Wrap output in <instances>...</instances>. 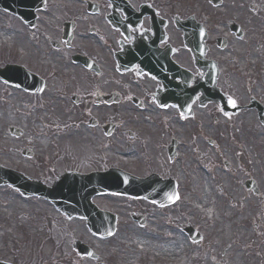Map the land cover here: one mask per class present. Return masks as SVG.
<instances>
[{
    "label": "flooded vegetation",
    "instance_id": "obj_1",
    "mask_svg": "<svg viewBox=\"0 0 264 264\" xmlns=\"http://www.w3.org/2000/svg\"><path fill=\"white\" fill-rule=\"evenodd\" d=\"M83 3L79 12L63 13L47 0L34 28L24 25V54L38 64L22 63L46 83L42 94L22 91L26 96L38 100L52 90L50 100L77 115L70 119L71 140L64 139L62 160L56 155L53 162L35 164L33 171L43 167L44 172L22 173L48 188L74 189L76 197L69 199L72 207L59 208L15 191L34 203L33 210L25 217L19 244H12L0 224V264H236L232 235L249 229L246 224L255 214L253 208L249 217L243 211L251 201L264 202V190L249 175L242 150L241 142L251 139L240 128L250 125L254 138L264 132V88L259 86L264 71L251 75L250 67L256 68L245 48L264 45V34L257 33L264 7L247 0L231 5L199 0L193 6L188 0ZM189 45H204V60ZM226 51L229 57L222 55ZM107 110L112 113L104 117ZM111 140L124 146L120 157L139 160L131 168L105 166L107 159L99 157ZM79 151L87 154L84 161ZM21 153L34 156L32 148ZM188 155L194 158L192 167L212 180L215 174L230 175L227 193L217 182L209 189L198 180L197 192L184 195L190 183L183 179ZM54 164L58 170L47 171ZM111 169L153 177L156 194L168 204L110 195L85 198L86 181L73 176L56 185L68 173L86 176ZM175 194L179 199L172 202ZM243 260L252 264L248 255Z\"/></svg>",
    "mask_w": 264,
    "mask_h": 264
},
{
    "label": "rangeland",
    "instance_id": "obj_2",
    "mask_svg": "<svg viewBox=\"0 0 264 264\" xmlns=\"http://www.w3.org/2000/svg\"><path fill=\"white\" fill-rule=\"evenodd\" d=\"M99 1V0H97ZM197 1V0H196ZM195 0H188V4H196ZM226 5H231L232 0H227ZM237 1V0H233ZM246 1V0H245ZM252 2L256 6L264 7V0H247ZM50 4L60 10V12H79L83 7V0H50ZM247 5V3L245 4ZM199 6H197V9ZM52 11H55L52 8ZM219 13L223 11L218 10ZM258 29L261 31L257 32L259 35L264 34V11L262 15H259ZM25 27L15 18L0 10V67L5 66L9 63L22 64L23 62H29L35 66L38 64V60L34 57H27L24 54V47L26 45V39L24 38ZM233 46L232 49H235ZM240 49L241 47H237ZM246 50L249 51L246 57L252 69V76L256 75V70L261 72L264 71V45H257L250 43L245 46ZM229 49V48H228ZM223 56L229 57V51L223 52ZM234 55H239L235 53ZM245 55V54H244ZM249 68V67H248ZM247 68H243L246 70ZM263 78H261L259 86L264 88V72ZM237 82V81H236ZM52 95V90L46 91L43 97L38 100L29 96H26L19 90L10 88L0 82V166L10 168L12 170L31 172V174L42 173L44 168L41 167L33 171L34 166L37 162H43L50 160L55 161L56 155L58 159L62 160L66 154L64 148L67 147L65 140L68 138L71 140L70 132L72 130L71 118L77 115L71 110L66 104L58 105L57 102L51 101L49 96ZM47 99L49 102L41 101ZM43 104L44 107L40 108L37 105ZM45 108V111H44ZM111 114L110 110L103 111L102 115L106 117V114ZM97 111L92 115L97 116ZM120 115V114H119ZM130 117V113H128ZM209 124L213 122L209 120ZM16 127L24 131V135L20 138L11 135L8 131L9 127ZM176 126H172L174 129ZM148 130H151L149 125L146 126ZM177 128V127H176ZM241 133L248 134L250 137L249 141H242L244 145L242 147L248 156V161L251 166L249 175L260 183L261 188L264 190V132L260 129L256 133V136L251 135L250 125L241 126ZM175 130V129H174ZM69 133V134H68ZM208 133H213L211 128ZM68 134V135H67ZM246 140V137L242 136ZM65 139V140H64ZM64 140V141H63ZM69 146L72 148L68 150L71 154L75 149V144L72 143ZM33 149V157L26 158L21 153L22 149ZM78 149V148H77ZM105 151L102 152L100 159H107L105 166H116L117 164H123L124 168H131L135 161L139 158L134 159L127 157L123 159L120 157L124 146L119 145L116 141L111 140L110 145L105 147ZM55 150V151H53ZM78 156L83 161L87 157V154L83 151H79ZM194 158L188 155V161L186 168H183V179L185 177L190 181L189 185L183 190V194L191 196L197 192L198 180L202 184H208L205 188L211 189L210 183H216L224 188L227 193V185L230 182L228 177L230 175H219L215 174L216 181L212 178H208V175L202 174L199 169L196 170L192 167ZM84 166V164H82ZM36 167V166H35ZM47 171L58 170L56 164L49 165ZM198 173V174H197ZM197 176L195 177V175ZM202 175V177H200ZM195 177V180H194ZM248 177V176H247ZM210 198V197H209ZM119 203L130 202L126 199H117ZM252 206H248L244 209L243 214L248 215L249 208H253L252 215L255 214L246 226H249L248 230L236 231L232 235L235 239L236 245V264H243V258L250 256L252 264H264V202L261 200L251 201ZM34 203L28 202L22 196L17 195L15 191L8 188L7 186H0V224L4 226V232H8L12 237V244H19L22 236V228H24L26 221V215L32 213ZM223 205V204H222ZM254 205V206H253ZM226 211V206H223ZM38 211H34L37 214ZM237 213V212H235ZM256 213H260L258 216ZM40 213L39 215H41ZM233 212H229L232 215ZM239 214V213H238ZM250 215H248L249 217ZM23 223V224H21ZM22 225V226H21ZM237 229V228H236ZM1 231V230H0ZM12 234L14 236H12ZM2 236V234H0ZM248 262V260H246ZM249 264V262H248Z\"/></svg>",
    "mask_w": 264,
    "mask_h": 264
},
{
    "label": "water",
    "instance_id": "obj_3",
    "mask_svg": "<svg viewBox=\"0 0 264 264\" xmlns=\"http://www.w3.org/2000/svg\"><path fill=\"white\" fill-rule=\"evenodd\" d=\"M45 4V0H0V9L14 14L22 19L26 24H32L36 18L35 12L42 8ZM22 67L9 65L7 67L0 68V80L11 86L24 89L28 92L39 93L40 89H37V84L32 83L35 78ZM12 134L19 135L20 130L11 128ZM4 177L5 180H0V184H9L12 187L20 190L28 195H36L45 197L46 199L57 203L58 199L66 196V192L63 196L55 190L40 189L34 184H27L22 180V176L12 171L4 170L0 167V178ZM101 191L104 193H114L124 196L143 197L151 199L153 194V186L149 185V180H138L124 173H112L107 175L103 179V184H100Z\"/></svg>",
    "mask_w": 264,
    "mask_h": 264
},
{
    "label": "snow or ice",
    "instance_id": "obj_4",
    "mask_svg": "<svg viewBox=\"0 0 264 264\" xmlns=\"http://www.w3.org/2000/svg\"><path fill=\"white\" fill-rule=\"evenodd\" d=\"M229 104H230L233 108L236 107V101H235L234 99L229 98ZM221 111H223V108H221ZM225 115H227V113H225ZM170 199H171V197H170ZM175 199H176V200L179 199V194H177V195L175 196Z\"/></svg>",
    "mask_w": 264,
    "mask_h": 264
}]
</instances>
